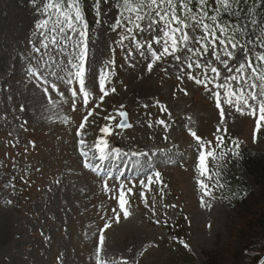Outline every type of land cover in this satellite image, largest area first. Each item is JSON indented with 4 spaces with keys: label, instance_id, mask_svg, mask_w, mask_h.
<instances>
[{
    "label": "rangeland",
    "instance_id": "1",
    "mask_svg": "<svg viewBox=\"0 0 264 264\" xmlns=\"http://www.w3.org/2000/svg\"><path fill=\"white\" fill-rule=\"evenodd\" d=\"M83 9L88 22L81 46L87 104L81 87H75V77L71 84L57 81L63 95L49 88L50 103L43 92L47 85L28 74L29 69L43 68L33 47L40 46L37 25L45 18L42 0H0V264H249L248 240L260 239V235L246 228L249 215L264 205V186L239 176L234 154L215 155L219 146L212 143L229 135L240 146L264 153V120L258 107L238 112L235 104L224 103L229 98L224 92L231 91L235 82L215 88V82L228 85L224 77L229 73L222 65L216 64L220 79L205 90L189 81L186 65L181 72V65L171 56L156 61L146 51L143 55L134 51L129 57L130 42L125 40L121 47L122 30H112L118 13L110 0L100 5L102 17H97L93 0L86 1ZM155 35L145 32L138 38L147 37L152 43ZM79 40L76 36L68 41L66 51L51 50L50 63L67 65L81 51L73 49ZM242 59L239 53L237 60ZM9 69L17 74L9 77ZM26 73L29 80H25ZM101 79L104 91L100 90ZM216 92L218 97L213 95ZM121 113L133 121L126 131L116 127ZM161 120L164 123L158 124ZM82 123L86 124L83 129ZM105 127L118 145L114 154L130 163L125 172L115 171L128 183L123 187L132 188L131 194L126 193L127 218L117 200L120 185L105 188L92 183V173L83 170L76 154L82 150L89 155L77 138L90 144L85 136L98 131L97 137L103 140L101 129ZM185 132L201 138L205 168L199 167L200 155H195L197 146L191 142L192 162L187 158L185 172L157 175L165 156L188 141ZM208 152L213 156H207ZM151 160L156 165L148 168ZM222 171L238 177L234 184L245 185V205L255 208H251L254 213L231 206L218 177ZM158 178L171 184L175 194ZM33 185L40 192L34 194ZM103 188L109 189L107 198L102 196ZM115 216L120 217L118 223ZM180 219L183 235L168 234L166 226ZM260 242L264 246V239Z\"/></svg>",
    "mask_w": 264,
    "mask_h": 264
},
{
    "label": "snow or ice",
    "instance_id": "2",
    "mask_svg": "<svg viewBox=\"0 0 264 264\" xmlns=\"http://www.w3.org/2000/svg\"><path fill=\"white\" fill-rule=\"evenodd\" d=\"M103 2L105 0H93L97 17H102L100 5ZM244 2L246 3L247 0ZM42 3V15L45 18L37 25L40 46L33 47L34 54H38V61L43 63V68L29 69L28 74L35 76L41 84L47 85L43 88V92L50 103L52 98L49 88L58 95H63L59 91L57 81L71 84L74 77L80 78L81 92L85 96L84 103L87 104V93L84 92V67L81 63L84 56L81 46L84 44L87 32L81 0H42ZM240 3L241 0H117L118 16L111 27L113 31L122 30L118 41L121 47L124 46L125 40L130 42V50L127 52L129 57L134 51L141 55L146 51L156 61L171 56L181 65V72L185 71L186 65L187 79L202 85L205 90L220 79L221 70L216 64L222 65L229 73L224 77L228 85L215 82V88H226L235 82L231 91L224 92V95L229 97L224 103L235 104L238 112L243 109L255 111L258 107L260 119L264 120V51H254V49H264V38L254 31L256 28L264 31V24L251 18L244 24L239 23ZM257 3L264 5V0H253V4ZM225 13L235 17L237 23L224 22L222 17ZM249 25H252V29ZM145 32L157 33L151 38L152 43L147 42V37L143 40L138 38ZM76 36H79L80 40L73 45V49H81L79 54L73 55L67 65L57 67L54 62L50 63L53 60L50 55L51 50L66 51L68 41L74 40ZM154 45L160 47L154 48ZM241 52L243 59L238 61L237 55ZM230 62H235L238 66L233 69ZM148 69L151 71V63L148 64ZM195 70L200 71L194 74ZM44 72H47V75H44ZM49 77L52 79L49 80ZM177 79L179 80L180 77L178 76ZM37 86L39 87L40 84ZM100 90L104 91L103 79L100 81ZM181 90L187 94L186 90ZM213 95L218 97L220 93L216 92ZM72 96L75 97L76 92H73ZM231 97H235V101ZM216 107H221L219 99L216 100ZM73 110H75L74 104ZM157 123L163 124L164 121ZM118 126L123 127V125ZM83 127L82 123L80 128ZM101 131L106 135L109 134L107 127ZM191 135L199 144L200 138L196 133L193 132ZM96 147L103 153L108 145L101 140ZM207 156L211 157L213 153L208 152ZM205 159V154L201 152L199 167L202 170L205 168ZM148 182L151 183V179ZM141 187H144L143 181ZM131 192L132 188L125 189L123 185L118 190L117 200L124 218L129 215L126 210V193L131 194ZM140 195L141 198L144 197L143 192ZM113 211L115 212V209ZM119 218L115 216V222L118 223ZM100 242L104 243L102 236ZM258 264H264V259L258 260Z\"/></svg>",
    "mask_w": 264,
    "mask_h": 264
},
{
    "label": "trees",
    "instance_id": "3",
    "mask_svg": "<svg viewBox=\"0 0 264 264\" xmlns=\"http://www.w3.org/2000/svg\"><path fill=\"white\" fill-rule=\"evenodd\" d=\"M234 8L236 7L235 5L233 6ZM239 8L241 9V14L238 18L239 23L244 24L246 21H248L250 18L257 20L261 24H264V5H261L259 3L253 4V0H247L245 3L244 0H241V3L239 5ZM227 17H231L233 21H237L235 17H232L228 15L227 13L223 14V21L226 22ZM249 28H252V25H249ZM260 33L264 35V31H262L260 28L258 29ZM243 169L245 172L252 176L254 179V182L257 183L258 185H263L264 186V156L263 155H258L257 158L251 157L250 153L248 151H244L243 153ZM243 194H240L236 199H234V203L241 204L244 208V212L246 214L254 213L251 212L253 208L252 206H246L245 202L243 203ZM249 208V209H248ZM252 208V209H251ZM259 210H256L257 213H254L252 215H249V221L247 223V228L246 230H253L258 232V235H260V239L257 240H248V259H249V264H258L259 260V253L262 251V248L264 246H260V241L264 239V205H259ZM254 241V242H253ZM264 245V244H262ZM260 248V249H259ZM259 250V251H258Z\"/></svg>",
    "mask_w": 264,
    "mask_h": 264
}]
</instances>
